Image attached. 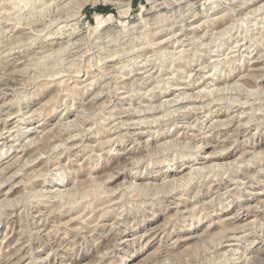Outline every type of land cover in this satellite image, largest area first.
<instances>
[{
	"label": "rangeland",
	"instance_id": "obj_1",
	"mask_svg": "<svg viewBox=\"0 0 264 264\" xmlns=\"http://www.w3.org/2000/svg\"><path fill=\"white\" fill-rule=\"evenodd\" d=\"M255 1L0 0V264H264Z\"/></svg>",
	"mask_w": 264,
	"mask_h": 264
},
{
	"label": "bare ground",
	"instance_id": "obj_2",
	"mask_svg": "<svg viewBox=\"0 0 264 264\" xmlns=\"http://www.w3.org/2000/svg\"><path fill=\"white\" fill-rule=\"evenodd\" d=\"M6 1H7V0H6ZM126 1H127V0H126ZM249 1H250V0H249ZM253 1H254V0H253ZM22 2H23V1H22ZM22 2H21V3H22ZM43 3H44V2H43ZM7 4H8V3H7ZM250 4H251V5H254V4H260V5H257L258 7H256V8H251V9L248 11L249 14H250L251 11H255V10H257V9H258V11H259L260 8L264 7V0H256L254 4H252L251 2H250ZM250 4H248V5H250ZM41 5H42V4H41ZM159 5H160V4H159ZM118 6H119V5H118ZM125 6H126V10H129V8H130V2H127V3L125 4ZM57 7H58V6H57ZM251 7H253V6H251ZM21 8H22V7H21ZM34 8H35V7H34ZM41 8H42V7H41ZM119 8H120V7H119ZM248 8H250V7H248ZM248 8H247V9H248ZM6 9H7V8H6ZM35 9H36V8H35ZM4 11H5V10H4ZM28 11H29V10H28ZM119 11H120V10H119ZM258 11H255V12H258ZM125 12H126V11H125ZM182 13H183V12H182ZM223 13L225 14V12H223ZM252 13H253V12H252ZM26 14H27V13H26ZM37 14H38V13H37ZM126 14H127V13H126ZM227 14H228V13H227ZM244 14H245V12H244ZM16 15H17V14H16ZM118 15H119V14H118ZM155 15H156V14H155ZM180 15H181V14H180ZM220 15H221V13H220ZM122 16H123V15H122ZM261 16H262V15H261ZM31 17H32V16H31ZM224 17H225V16H223V15L218 16V17L216 18V21H220V20L224 19ZM105 18H106V20H109V21H110V20L114 19V16L111 15V14H108L107 17H105ZM105 18H104V16L102 17V16H98V15H96V16H95L96 24L100 26V25L104 22V21L102 22L101 20H102V19L104 20ZM117 18H118V17H117ZM119 18H120V17H119ZM121 18H122V17H121ZM167 19H168V18H167ZM206 19H207V18H206ZM106 20H105V21H106ZM114 21H115V20H114ZM157 21H158V20H157ZM216 21H215V22H216ZM112 22H113V21H112ZM131 22H132V21H131ZM131 22H130V24H131ZM231 22H232V21H231ZM238 22H239V21H238ZM122 23H123V22H121V21H120V22H118V21L116 22V21H115V24H114L113 26H114V28L117 29V28H120V27L122 26ZM132 23H133V22H132ZM152 23H153V22H152ZM206 23H207V22H206ZM201 24H202V23H201ZM119 25H120V26H119ZM232 25H233V24H231V26H232ZM250 25H251V24H250ZM183 26H184V25H183ZM183 26H182V27H183ZM216 26H217V25H216ZM216 26H215V27H216ZM225 26H226V25H225ZM231 26H230V27H231ZM238 26H239V25H238ZM202 27H203V26H202ZM212 27H213V24H212ZM230 27H229V28H230ZM251 27H252V26H251ZM111 28H113V27H111ZM131 28H132V27H131ZM189 28H190V27H189ZM197 28H198V27L192 28L191 31L196 32V31H197ZM54 29H55V28H54ZM160 29H161V28H160ZM185 29H186V28H185ZM227 29H228V28H225V29H221V30H219V31H217V30H218V29H217V30H215V31H216L215 34H217V35H218V34H221V33L223 34L225 31H228ZM233 29H234V28H233ZM243 29H244V28H243ZM230 30H232V29L230 28ZM259 30H260V28H259ZM148 31H149V30H148ZM181 31H182V32H181ZM181 31H180L181 33H180L179 37H181V38H185L186 42H189V41H188L189 39H187V31H185V30H184V31L181 30ZM236 31H237V29H236ZM243 31H244V30H243ZM248 31H249V30H248ZM32 32H33V31H32ZM250 32H251V31H250ZM122 33H123V32H122ZM129 33H130V32H129ZM205 33H206V32H205ZM236 33H237V32H236ZM34 34H35V33H34ZM111 34H112V33H111ZM171 34H173V33L171 32ZM213 34H214V33H213ZM215 34H214V35H215ZM224 34H225V33H224ZM246 34H247V33H246ZM126 35H127V34H126ZM139 35H140V34H139ZM176 36H177V35H176ZM189 36H190V35H189ZM192 36H193V35H192ZM221 36H222V35H221ZM226 36H227V35H226ZM226 36H225V37H226ZM239 36H240V34H239ZM245 36H246V35H245ZM30 37H31V36H30ZM125 37H126V36H125ZM193 37H194V36H193ZM202 37H204V36H202ZM205 37H206V35H205ZM211 37H212V36H211ZM222 37H223V36H222ZM35 39H36V38H35ZM83 39H84V38H83ZM111 39H112V38H111ZM159 39H160V38H159ZM166 39H168V38H166ZM170 39H171V37H170L168 40H166V41H170ZM172 39H173V38H172ZM175 39L177 40V38H175ZM178 39H179V38H178ZM203 39H204V38H203ZM217 39H218V38H217ZM219 39H220V38H219ZM245 39H247V38H245ZM250 39H252V38H250ZM154 40H155V39H154ZM173 40H174V39H173ZM183 40H184V39H183ZM183 40H181V41H183ZM196 40H197V39H196ZM201 40H202V39H201ZM143 41H144V40H143ZM157 41L160 42L159 40H157ZM157 41H156V42H157ZM181 41H180V42H181ZM218 41H219V40H218ZM240 41H241V42H244V41H242V40H240ZM247 41H248V40H247ZM49 42H50V41H49ZM82 42H84V41H82ZM158 42L155 43V44H157V46L162 45V42H160V43H158ZM175 42H176V41H175ZM175 42H173V43H175ZM177 42H178V41H177ZM212 42H213V41H212ZM241 42H240V43H241ZM248 42H249V41H248ZM53 43H54V42H53ZM151 43H152V42H151ZM165 43H167V42H165ZM183 43H184V42H183ZM183 43H181V45H182ZM191 43H193V42H190V44H191ZM213 43H215V42H213ZM60 44H61V43H60ZM66 44H67V43H66ZM145 44H146V43H145ZM153 44H154V43H153ZM177 44H178V43H177ZM179 44H180V43H179ZM185 44H186V43H185ZM193 44H194V43H193ZM210 44H211V43H210ZM248 44H249V43H248ZM257 44H258V42H257ZM50 45H51V44H50ZM169 45L171 46V44H169ZM235 45L237 46L238 44H235ZM235 45H234V46H235ZM244 45H245V44H244ZM123 46H124V45H123ZM150 46H151V45H150ZM152 46H153V45H152ZM165 46H166V44H165ZM182 46H185V45H182ZM246 46H247V45H246ZM204 47H206V46H204ZM241 47L243 48V46H241ZM241 47H240V48H241ZM39 48H40V47H39ZM153 48H154V46H153ZM157 48H158V47H157ZM159 48H161V47L159 46ZM162 48H163V47H162ZM168 48H169V47H168ZM172 48H173V47H172ZM182 48H183V47H182ZM188 48H189V47H188ZM207 48H208V47H207ZM232 48H233V47H232ZM234 48H235V47H234ZM238 48H239V47H238ZM245 48H246V47H245ZM256 48H257V47H256ZM56 49H57V48H56ZM75 49H76V48H75ZM166 49H167V48H166ZM197 49H198V47H197ZM108 50H109V49H108ZM154 50H155V49H154ZM159 50H162V49H159ZM232 50H233V49H232ZM246 50H247V48H246ZM249 50H250V49H249ZM119 51H120V50H119ZM182 51H183V50H182ZM186 51L188 52V50H186ZM189 51H190V50H189ZM257 51H258V50H257ZM260 51H262V50H260ZM116 52H117V51H116ZM124 52H125V50H124ZM190 52H191V51H190ZM208 52H209V51H208ZM236 52H237V50H236ZM258 52H259V51H258ZM263 52H264V51H263ZM153 53H154V52H153ZM184 53H185V52H184ZM206 53H207V52H206ZM246 53H247V52H246ZM103 54H104V53H103ZM195 54H196V53H195ZM260 54H261V53H260ZM132 55H134V54H132ZM157 55H158V54H157ZM256 55H258V54H255V55L253 56L252 59H254V61H253L252 63H256V64H254V65H256V66L259 65V63H260V64L262 63V65H263L264 62H263V61H260V60H261V59L263 60L264 58H263L262 56L259 55V56H257V58L255 59L254 57H255ZM261 55H264V54H261ZM84 56H85V55H84ZM172 56H173V55H172ZM186 56H187V55H186ZM190 56H191V55H190ZM109 57H111V56H109ZM194 57H195V56H194ZM196 57H197V56H196ZM115 58H116V57H115ZM162 58H163V57H162ZM202 58H203V57H202ZM192 59H194V58L192 57ZM192 59H191V60H192ZM199 59H200V58H199ZM211 59H212V58H211ZM155 60H156V59H155ZM209 60H210V59H209ZM60 61H61V60H60ZM60 61H59V62H60ZM145 61H146V60H145ZM198 61H199V60H198ZM36 62H37V61H36ZM104 62H105V61H104ZM116 62H117V61H116ZM116 62H115V63H116ZM125 62H126V61H125ZM142 62H143V61H142ZM194 62H195V61H194ZM194 62H193V63H194ZM60 63H61V62H60ZM89 63H90V62H89ZM138 63H139V62H138ZM207 63H208V62H207ZM34 64H35V63H34ZM195 64H196V63H195ZM81 65H82V64H81ZM118 65H119V64H118ZM182 65H183V64H182ZM197 65H199V64H197ZM202 65H203V64H202ZM89 66H90V65H89ZM108 66H109V65H108ZM111 66H112V65H111ZM145 66H146V65H145ZM183 66H184V65H183ZM193 66H194V65H193ZM203 66H204V65H203ZM212 66H213V65H212ZM251 66H252V65H251ZM26 67H27V66H26ZM51 67H52V66H51ZM81 67H82V66H81ZM166 67H167V66H166ZM185 67H186V66H185ZM261 67H262V66H261ZM78 68H79V67H78ZM101 68H102V67H101ZM129 68H130V67H129ZM158 68H159V67H158ZM178 68H179V67H178ZM187 68H188V67H187ZM190 68H191V67H190ZM200 68H201V67H200ZM203 68H204V67H203ZM205 68H206V66H205ZM262 68L264 69V67H262ZM262 68H261V69H262ZM66 69H67V68H66ZM81 69H82V68H81ZM110 69H111V68H110ZM164 69H165V68H164ZM259 69H260V68H259ZM261 69H260V70H261ZM188 70H189V69H188ZM118 71H119V70H118ZM198 71H199V69H198ZM250 71H251V70H250ZM39 73H40V72H39ZM95 74H96V73H95ZM246 74H247V73H246ZM260 74H261V73H260ZM195 76H196V75H195ZM116 77H117V76H116ZM39 78H40V77H39ZM140 80H141V79H140ZM144 80H145V79H144ZM149 80H150V79H149ZM183 81H184V80H183ZM33 82H34V81H33ZM52 82H53V81H52ZM151 82H152V81H151ZM221 82H223L224 85L227 84V81H226V80L221 81ZM229 83H230V82H229ZM160 84H161V83H160ZM255 84H256V83H255ZM86 85H87V84H86ZM234 87H235V86H234ZM234 87H233V88L230 87V88H232V89L234 90ZM33 88H34V87H33ZM33 88H32V89H33ZM121 88H122V87H121ZM132 88H133V87H132ZM230 88H229V89H230ZM2 89H3V88H2ZM83 89H84V88H83ZM106 89H107V88H106ZM148 89H149V88H148ZM226 89H227V88H226ZM232 89H231V90H232ZM235 89H236V88H235ZM112 90H113V89H112ZM157 90H158V89H157ZM200 90H201V89H200ZM200 90H199V91L197 90V92H200ZM202 90H203V89H202ZM149 91H150V90H149ZM151 91H152V90H151ZM107 92H108V91H107ZM137 92H138V91H137ZM183 93H184V92H183ZM200 93H201V92H200ZM4 94H5V93H4ZM175 94H176V93H175ZM181 94H182V92H181ZM181 94H180V97H181ZM190 94H191V93H190ZM176 95H177V94H176ZM197 95H198V97H199L200 94L197 93ZM197 95H195V98L193 97L194 95H192L191 98H190V97H187V98H186V95H185V97H184V98H185V99H184L185 101L183 100V97H182V101H180V103L178 102L179 104L177 103L178 106H179V108H180L181 110L183 109L184 111H192V110H196V109H202V110H203V108H202L201 105H202V103H204L205 101L202 102V103H200L201 101H199V100L197 99V97H196ZM119 96H120V95H119ZM145 96H146V95H145ZM187 96H188V94H187ZM122 97H123V96H122ZM173 97H174V96H173ZM192 97H193V98H192ZM220 97H221V96H220ZM177 98H178V97H177ZM201 98H202V97H201ZM139 99H140V98H139ZM175 99H176V98H175ZM221 99H222V98H221ZM176 100H177V99H176ZM200 100H201V99H200ZM148 101H149V100H148ZM183 101H184V102H183ZM238 101H239V100H238ZM242 102H243V101H242ZM175 103H176V102H175ZM234 103H235V102H234ZM246 103H247V102H246ZM18 104H19V103H18ZM136 104H137V103H136ZM177 104H175V105H177ZM227 104H228V103H227ZM3 105H4V104H3ZM137 105H138V104H137ZM232 105H233V104H232ZM243 105H244V104H243ZM243 105H242V106H243ZM126 106H127V105H126ZM209 106H210V105H209ZM223 106H224V105H223ZM206 107H207V106H206ZM228 107H229V106H228ZM231 107H232V106H231ZM235 107H236V106H235ZM173 108H174V107H173ZM176 108H177V107H176ZM179 108H178V109H179ZM238 108H239V106H238ZM204 109H205V105H204ZM167 110H168V109H167ZM167 110H166V111H167ZM229 110H230V109H229ZM240 110H241V109H240ZM14 111H15V110H14ZM164 111H165V110H164ZM182 113H183V112H182ZM110 114H111V113H110ZM153 114H154V113H153ZM154 115H155V114H154ZM152 116H153V115H152ZM89 117H90V116H89ZM143 117H145V116H143ZM153 117H154V116H153ZM153 117H152V118H153ZM178 117H179V116H178ZM178 117H177V118H178ZM261 117H262V116H261ZM152 118H151V119H152ZM158 118H159V117H158ZM160 118H161V117H160ZM99 119H100V118H99ZM155 119H156V117L153 118V120H155ZM196 119H197V118H196ZM238 119H239V118H238ZM108 120H109V119H108ZM146 120H147V119H146ZM231 120H232V119H231ZM259 120H260V118H259ZM138 121H139V122H144L143 119H142V120H141V119H140V120L138 119ZM138 121H136V122H138ZM229 121H230V118H229ZM229 121H228V122H229ZM263 121H264V120H263ZM263 121H262V122H263ZM114 122H115V121H114ZM123 122H124V121H123ZM132 122H133V124H134V121H132ZM139 122H138V123H139ZM151 122H152V120H151ZM238 122H239V121H238ZM130 123H131V122H130ZM147 123H148V122H147ZM133 124H132V125H133ZM151 124H152V123H151ZM229 124H231V123H229ZM112 125H113V124H112ZM120 125H121V124H120ZM134 125H135V124H134ZM138 125H139V124H138ZM161 125H162V124H161ZM236 125H237V124H236ZM149 126H150V124H149ZM211 126H212V125H211ZM238 126H239V125H238ZM189 127H190V126H189ZM212 127H213V126H212ZM172 128H173V127H172ZM190 128H191V127H190ZM209 128H210V127H209ZM209 128H207V129H209ZM239 128H240V127H239ZM69 129H70V128H69ZM209 130H211V129H209ZM212 130H213V128H212ZM65 131H66V130H65ZM107 131H108V130H107ZM110 131H111V130H110ZM137 131H138V130H137ZM140 132H141V131H140ZM8 133H9V131H8L6 134H8ZM92 134H93V133H92ZM113 134H114V133H113ZM134 134H135V133H134ZM5 136H6V135H5ZM69 136H70V135H69ZM11 137H12V134H8V136H6V137H3V136L1 135V136H0V142L2 141L3 144H4L5 146H6V145L8 146V143L10 142ZM101 137H102V136H101ZM81 138H82V137H81ZM193 138H195V137H193ZM204 138H205V137H204ZM110 139H111V138H110ZM189 140H190V139H189ZM11 141H12V140H11ZM49 141H50V140H49ZM194 141H195V140H194ZM247 142H248V141H247ZM32 143H33V142H32ZM77 143H78V142H77ZM3 144H2V145H3ZM62 144H63V143H62ZM7 146H6V147H7ZM35 146H36V144H35ZM54 146H55V145H54ZM189 146H191V145H189ZM9 147L11 148L12 145L10 144ZM36 147H37V146H36ZM51 148H52V147H51ZM188 148H189V147H188ZM188 148H187V149H188ZM191 148H193V147H191ZM40 149H41V148H40ZM50 150H51V149H50ZM9 151H10V150H9ZM219 153H220V152H219ZM193 155H194V154H193ZM50 156H51V155H50ZM208 159H211V158H207V160H208ZM243 161H245V160H243ZM260 161H261V160H260ZM259 163H260V162H259ZM226 167H228V166H226ZM196 169H197V168H196ZM236 169H237V168H236ZM17 172H18V171H17ZM16 176H17V173H14L12 176L10 175V177H8L7 181H10L11 179H13V178L16 177ZM5 180H6V179H5ZM220 181H221V180H220ZM219 187H220V186H219ZM11 189H12V188H11ZM41 189H44V190H45V188H41ZM46 190H47V189H46ZM56 190H57V189H56ZM56 190H55V191H56ZM60 190H61V189H60ZM60 190H59V191H60ZM9 191H10V190L7 191L6 195H9V193H11V192H9ZM42 191H43V190H42ZM42 191L40 190V194H43V193H41ZM38 192H39V191H38ZM46 192H47V193H50V194H53L52 191H50V190H49V191H46ZM56 192H57V191H56ZM56 192H55V193H56ZM60 193H61V191H60ZM60 193H58L59 195H56V194H55V195H56V196H60V195H61ZM114 193H115V192H114ZM37 196H38V195H37ZM46 196H48V195H46ZM56 196H54V198H55ZM6 197H7V196H6ZM48 197H49V196H48ZM50 197H51V196H50ZM123 197H124V196H123ZM175 197H176V196H175ZM35 198H37V197H35ZM153 198H154V197H153ZM59 199H60V198H59ZM177 199H178V198H177ZM46 200H47V199H46ZM108 201H109V200H108ZM117 203H118V202H117ZM117 203H116V204H117ZM30 205H31V204H30ZM108 205H109V204H108ZM13 206H14V205H12V207H13ZM10 207H11V206H10ZM9 209H11V208H9ZM14 209H15V208H14ZM32 209H33V208H32ZM59 209H60V208H59ZM211 209H212V208H211ZM11 210L14 211L13 209H11ZM41 212H42V211H41ZM43 212H44V211H43ZM182 212H183V211H182ZM12 213H13V212H12ZM109 213H111V212H109ZM11 215H12V214H11ZM39 215H40V214H39ZM104 216H105V214H104ZM101 217H102V216H101ZM104 223H105V222H104ZM22 225H23V224H22ZM95 230H96V229H95ZM233 230H234V229H233ZM92 240H93V239H92ZM22 241H23V240H22ZM249 242H250V241H249ZM31 248H32V247H31ZM25 249H26V248H25ZM231 250H232V249H231ZM36 251H37V250H36ZM250 255H251V254H250ZM245 257H246V256H245Z\"/></svg>",
	"mask_w": 264,
	"mask_h": 264
},
{
	"label": "trees",
	"instance_id": "obj_3",
	"mask_svg": "<svg viewBox=\"0 0 264 264\" xmlns=\"http://www.w3.org/2000/svg\"><path fill=\"white\" fill-rule=\"evenodd\" d=\"M95 10L105 13V12H108L109 7H97Z\"/></svg>",
	"mask_w": 264,
	"mask_h": 264
}]
</instances>
